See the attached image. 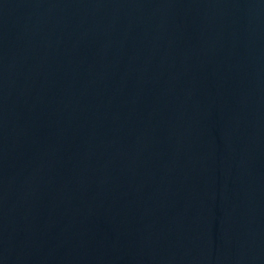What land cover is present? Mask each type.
Masks as SVG:
<instances>
[{
  "label": "water",
  "instance_id": "1",
  "mask_svg": "<svg viewBox=\"0 0 264 264\" xmlns=\"http://www.w3.org/2000/svg\"><path fill=\"white\" fill-rule=\"evenodd\" d=\"M0 264H264V0H0Z\"/></svg>",
  "mask_w": 264,
  "mask_h": 264
}]
</instances>
